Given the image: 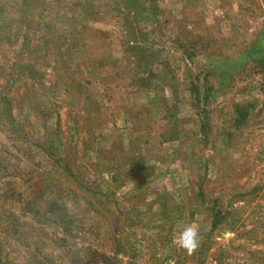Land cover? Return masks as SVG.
Instances as JSON below:
<instances>
[{
    "label": "rangeland",
    "instance_id": "rangeland-1",
    "mask_svg": "<svg viewBox=\"0 0 264 264\" xmlns=\"http://www.w3.org/2000/svg\"><path fill=\"white\" fill-rule=\"evenodd\" d=\"M0 264H264V0H0Z\"/></svg>",
    "mask_w": 264,
    "mask_h": 264
},
{
    "label": "clouds",
    "instance_id": "clouds-1",
    "mask_svg": "<svg viewBox=\"0 0 264 264\" xmlns=\"http://www.w3.org/2000/svg\"><path fill=\"white\" fill-rule=\"evenodd\" d=\"M175 242L179 248L188 255L194 254L201 246L202 236L198 227L193 225L186 226L181 232L174 236Z\"/></svg>",
    "mask_w": 264,
    "mask_h": 264
},
{
    "label": "trees",
    "instance_id": "trees-1",
    "mask_svg": "<svg viewBox=\"0 0 264 264\" xmlns=\"http://www.w3.org/2000/svg\"><path fill=\"white\" fill-rule=\"evenodd\" d=\"M69 145H70V143H69ZM69 145H68V146H69ZM37 147H38L39 150L43 151L47 156L49 155V158H53V157H54V156H53L54 153H48L47 151L44 150V149H46V148L43 146V144H39ZM69 147H70V146H69ZM67 149H68V147H67ZM69 149H70V148H69ZM69 149H68V150H69ZM46 152H47L48 154H47ZM53 161H54L55 163H57V164H58V163L63 164V168H62V169H63L67 174H69V173L71 172L70 169L68 168V167H69L68 163H67V162H63V161H64L63 159H59V158L56 159V158H55ZM215 224H216V223H215ZM215 224H214V225H215Z\"/></svg>",
    "mask_w": 264,
    "mask_h": 264
}]
</instances>
